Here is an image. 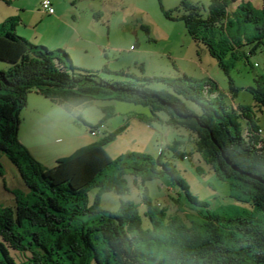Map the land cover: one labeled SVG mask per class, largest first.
<instances>
[{"label":"trees","instance_id":"trees-1","mask_svg":"<svg viewBox=\"0 0 264 264\" xmlns=\"http://www.w3.org/2000/svg\"><path fill=\"white\" fill-rule=\"evenodd\" d=\"M8 1V0H5ZM238 3L234 12L231 5ZM206 11V14L203 11ZM171 20L183 21L195 43H203L229 74V59H244L264 50V0L256 8L251 0H181L165 10ZM18 17L0 26V153L17 167L35 200L31 204L16 192V205L0 202V264H264V128L251 105L233 106L211 78L188 74L143 77L128 70L79 68L63 49L36 45L16 33ZM149 32L148 26H142ZM141 71L144 67L141 65ZM102 74L121 79L104 78ZM163 83L168 89L152 86ZM256 107L264 108V74L248 87ZM238 87L230 78L229 95L235 105ZM36 93L73 114L74 108L95 100H119L149 107L151 118L185 128L190 143L217 176L246 194L253 207L247 216L224 217L190 193L176 165L144 153L112 159L105 146L126 129L121 125L100 140L76 149L46 168L19 139L21 112ZM196 103L201 112L189 108ZM112 115L114 110L102 108ZM89 129H100L78 117ZM170 148L175 158L191 152ZM113 167L111 173L108 169ZM0 174L3 165L0 161ZM140 180L141 199L151 228L143 227L138 206L121 200L117 211L103 209L107 192L127 195L125 175ZM166 175L187 195L191 204L207 209L200 223L188 225L179 217L167 218L154 204L146 181ZM96 188L93 203L89 192Z\"/></svg>","mask_w":264,"mask_h":264},{"label":"rangeland","instance_id":"rangeland-1","mask_svg":"<svg viewBox=\"0 0 264 264\" xmlns=\"http://www.w3.org/2000/svg\"><path fill=\"white\" fill-rule=\"evenodd\" d=\"M41 1L11 0V4L14 7L24 5V8L32 12ZM180 1L53 0L55 9L64 12L71 21H75L72 17L74 13L78 16L75 23L78 22L79 29L85 31V34L83 33V38L79 36L77 42L72 45L84 44L88 53L82 54L79 46L72 50L66 47L59 48L69 53L76 65L86 69L99 70L107 64L113 71L125 68L143 77L175 78L188 74L200 80L214 79L226 94L225 101L228 104L234 107L238 104L251 105L260 125L264 128V108L255 106L256 103L248 89L254 84L257 76L264 74V50L259 49L249 57V61L246 58L241 60L230 58L228 60L229 74H227L220 67L218 59L210 54L203 43L197 44L193 41L183 21L171 20L165 16L164 11L174 9ZM191 1L198 2L206 9L210 4V0ZM260 1L253 0L254 6L258 9L262 6ZM237 4L231 5L232 12L235 11ZM3 5L6 10L10 9V6L7 7L6 3L0 0V6ZM203 13L206 14V11L204 10ZM143 25L148 26L149 32L142 27ZM32 37L29 36L27 39L37 45L38 43ZM103 49L107 52L108 60L103 56ZM141 65L144 67V72L140 69ZM102 76L114 80L121 79L118 75L102 74ZM230 78L239 89L236 92L235 105L229 95ZM152 86L168 89V86L163 83H155ZM187 104L197 113L201 112L196 103L187 102ZM49 106L51 109L45 108L47 111L36 114V122L32 120L35 112L27 115L25 121L24 109L21 112L23 124L20 135L27 143L29 140H60V145L64 143L61 140H92L93 142L102 139L107 132L126 125L125 131L105 146L112 159L127 153H144L158 158L164 152L165 159L176 165L180 175L189 185L190 193L200 202L209 204L211 211L224 217L247 216L253 213L251 203L245 200L246 194L235 188L230 180L220 179L215 169L196 152L193 144L190 143L189 132L185 128L168 125L165 113H159L161 121H145L143 118H151L149 107L119 100L91 101L75 107L73 114L66 113L56 105ZM103 107L112 108L114 113L109 115L103 111ZM33 108L35 106L31 104L29 110L32 111ZM79 116L94 125L104 117L106 120L102 123L103 128L96 135H92L90 129L78 119ZM176 140L182 141L180 149L191 152L189 157L175 158L174 151L170 147ZM33 151L40 155L41 163L46 168H52L55 165V160L42 157L35 147ZM0 161L3 165V175L0 174V202L6 206H15V193L19 192L32 204L35 196L22 179L17 167L4 153H0ZM112 170L113 167H110L108 172L111 173ZM125 179L129 193L127 195H118L115 192L103 194L101 199L103 209L117 211L120 199L133 201L138 206L143 227L151 228L150 219L145 215L146 205L141 199L143 186L140 180H138L140 184H136L131 174H126ZM146 186L153 203L165 209L168 219L177 216L188 225L192 224L191 220L197 223L202 222L203 214L207 209L191 204L186 193L166 175L146 181ZM96 192V188L89 192L90 203H93Z\"/></svg>","mask_w":264,"mask_h":264},{"label":"crops","instance_id":"crops-1","mask_svg":"<svg viewBox=\"0 0 264 264\" xmlns=\"http://www.w3.org/2000/svg\"><path fill=\"white\" fill-rule=\"evenodd\" d=\"M1 1L5 2L7 7L10 6V9L6 10L4 8V5L0 6V20H1L0 23L2 22L0 26H2L10 18H13V17L20 18V23H18L16 27V33L18 35L20 34V36L22 37L25 36V38L27 36L28 37L33 36L32 38H34L35 42L38 43L37 45L44 44L45 46L47 45L53 48L54 50L60 49L59 47H66L72 50V49H76L79 46V43H77L76 46H73L72 44L77 42V39L79 38V36L83 38V33L85 34V31H81L79 29L80 27H79L78 22L75 23V21H77V18H78V16H76L75 13L72 16L73 20H75L73 22L69 19L68 16H66L64 12H61V11L56 10V13L54 15H49L45 13L42 9H40L41 2H40V5L37 6V8L32 10V12H29L27 8H24V5H19V6L14 7L11 4V0H8V1L1 0ZM251 1L253 3V0ZM260 2L262 5L263 0H261ZM17 12H19V14H17ZM22 25L24 27H21ZM132 47L133 45L131 46V48ZM137 47L135 48V50L137 49ZM78 48L82 54L88 53V49L84 44L80 45ZM103 56L105 57L106 60H108L106 50L103 51ZM73 62H74V59H73ZM105 65L108 66L107 64ZM6 68H7L6 64L0 63V69H6ZM79 68H82V67H79ZM90 70H98V69H90ZM31 104L35 106V108H33L34 110L32 111L29 110L31 107ZM50 104L58 106L57 104L52 103L48 99L44 97L42 98V96L36 93H31L28 98V105L26 108H24V121L27 115L33 114L34 112H35V115L32 116V120L35 121L36 114H39L41 111L42 113L47 111L45 110V108L51 109V107L49 106ZM58 107L64 110L66 113H68L62 107L60 106ZM21 117H22V113H21ZM22 124H23V118L21 119V123H20L19 138L23 142V144L26 145L28 149L31 150V152L33 153V156L37 160H40V162H42V158L35 151H33L34 147L37 149L39 153L42 154V157L49 159V160H55L56 162L57 159L64 157V156H68L71 153H73L76 149H78L79 147L90 144L92 142V140H86V141L84 140H61L64 143L60 145L59 143L60 140H29V143H27L26 141H24V139L20 135ZM36 124H39V123H36Z\"/></svg>","mask_w":264,"mask_h":264},{"label":"built area","instance_id":"built-area-1","mask_svg":"<svg viewBox=\"0 0 264 264\" xmlns=\"http://www.w3.org/2000/svg\"><path fill=\"white\" fill-rule=\"evenodd\" d=\"M41 7L42 10L50 15L56 13V9L54 7L53 1L52 0H42L41 1ZM103 128V126L100 127V129ZM100 129H91V134L96 135L97 132L100 131Z\"/></svg>","mask_w":264,"mask_h":264},{"label":"clouds","instance_id":"clouds-1","mask_svg":"<svg viewBox=\"0 0 264 264\" xmlns=\"http://www.w3.org/2000/svg\"><path fill=\"white\" fill-rule=\"evenodd\" d=\"M53 1V0H52ZM54 4V3H53ZM41 9H42V7H41ZM46 13V12H45ZM48 14V13H47ZM50 15V14H49ZM52 15H54V14H52ZM91 130V129H90ZM91 132V131H90ZM98 133V132H97Z\"/></svg>","mask_w":264,"mask_h":264}]
</instances>
